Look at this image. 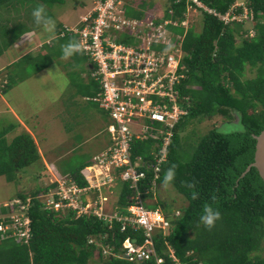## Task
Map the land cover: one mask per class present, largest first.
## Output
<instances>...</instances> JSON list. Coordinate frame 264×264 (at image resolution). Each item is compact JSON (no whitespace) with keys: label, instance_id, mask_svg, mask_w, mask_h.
<instances>
[{"label":"trees","instance_id":"obj_1","mask_svg":"<svg viewBox=\"0 0 264 264\" xmlns=\"http://www.w3.org/2000/svg\"><path fill=\"white\" fill-rule=\"evenodd\" d=\"M6 1L0 0V5ZM39 1L51 5L64 0ZM166 1L175 11L173 17L182 19L187 0ZM200 1L220 13L228 9L236 15L243 13V6L232 7L236 0ZM244 2L252 12V20H234L224 24L219 17L201 10V29L196 31L190 24L182 41L187 76L178 86L181 97L189 96L188 100H183L184 106L188 104L187 113L173 128L167 158L158 170L156 191L164 186L168 168L175 165L176 177L171 185L185 197L187 204L178 217L171 218L167 235L156 233L154 236L156 250L165 258L164 264H172L165 251V241L183 264H264V256L259 255L264 238V181L254 167L241 176L253 161V136L264 128V0ZM151 5L143 3L141 6L150 8ZM139 14L135 12L134 15ZM244 22L249 28H243ZM248 29H252V37L245 34ZM174 30L182 32L183 28L174 27ZM59 39L76 42L75 36ZM52 55V51L34 57L26 55L16 63L28 58L36 63L32 72L36 73L51 64ZM246 68L254 69V76L245 77ZM28 74L20 78H26ZM15 77L7 76L0 94L13 85ZM86 78L91 87L78 84V90L92 97L99 90L98 82L89 76ZM89 101L98 105L93 100ZM214 115L237 119L239 127L230 131L210 129L195 146L192 145L194 149L190 157L182 159L180 133L194 119ZM15 125L11 122L0 125V176L7 181L16 179L24 167L41 161L37 144L29 132L21 131L8 140L7 134ZM138 141L132 143V156L142 155L149 159L150 151L157 149L155 140ZM92 156L73 164L68 170L62 169L63 175L81 186L86 185L85 167L91 163ZM152 174V171H147L146 180H150ZM54 186L55 183L46 181L31 193L16 194L15 197L24 201L30 196L31 236L28 243L11 237L0 239V264H88L94 257H97V264H155L153 260L136 263L120 256L105 255L100 246L88 243L89 237H93L119 253L125 238L141 242L143 233L130 227L121 230V223L116 219L112 220L109 228L106 221L93 215L75 216L74 211H69L65 216H59V212L44 208L39 197ZM139 186L145 187L146 184ZM113 192L117 198L111 199V203L125 213L132 189L127 183H118ZM194 193L198 195L197 199H193ZM206 204H211L221 213V219L211 230L200 222ZM162 209L165 214H170V209L164 206ZM4 211L5 208L0 206V213Z\"/></svg>","mask_w":264,"mask_h":264},{"label":"built area","instance_id":"obj_2","mask_svg":"<svg viewBox=\"0 0 264 264\" xmlns=\"http://www.w3.org/2000/svg\"><path fill=\"white\" fill-rule=\"evenodd\" d=\"M157 1L164 5L156 14L152 8ZM143 3H151L152 8H143ZM239 5L243 6V13L236 15L232 9L220 13L200 0H187L181 19L173 17L175 11L166 0H92L91 8L77 25L62 26L58 36H75L89 61L86 75L98 82L99 90L87 99L95 101L109 118L108 142L85 167L86 185L81 186L67 175L59 174L51 181L55 186L39 197L44 208L59 212L61 217L74 211L75 216L93 215L103 219L109 228L116 219L121 223V230L130 227L142 231L141 242L127 237L119 253L89 237L88 243L100 246L103 254L136 263L149 260L155 264L165 263L164 256L156 250L154 236L156 233L167 235L171 217L155 205L156 179L161 163L167 158L173 128L187 113L188 104L184 106L183 100H188L189 96L181 97L179 86L187 76L182 41L190 26L188 14L190 9H200L219 17L224 24L252 20V12L243 0L236 1L232 7ZM129 11L140 14L131 16ZM174 27L183 30L176 32ZM247 35L253 36L252 29ZM6 82V78H0V87ZM149 138L155 140L157 147L150 151V158L132 156L133 141ZM147 171L153 173L150 180H146ZM94 172L104 177L96 179ZM106 178L109 183L114 182V186L127 183L132 189L125 213L112 203L110 209L107 207ZM141 184L146 186L140 187ZM29 202L30 196L26 201L13 197L1 204L5 211L0 213V239L11 237L28 243L31 236ZM165 246L172 264H183L167 241Z\"/></svg>","mask_w":264,"mask_h":264},{"label":"rangeland","instance_id":"obj_3","mask_svg":"<svg viewBox=\"0 0 264 264\" xmlns=\"http://www.w3.org/2000/svg\"><path fill=\"white\" fill-rule=\"evenodd\" d=\"M236 1L241 3L242 0ZM5 4L6 3L0 6V23H2L0 24V35L1 33L4 34L3 38L11 41L15 37L21 36L23 31H25L24 29L27 30L33 28V31L38 27L43 28L42 25L38 26L34 22V19H26L27 17L23 14L26 12L28 15H31L33 9H35L33 8L34 5L35 7L43 5L46 14H48L47 16L55 21V23L59 24L61 22L73 26L77 25L81 16L91 8L92 0H64L63 3H53L51 4L52 6L43 4L40 1L35 2L26 0L22 3L23 5H21V8L19 9L18 6H20V4L17 3V0L11 2L7 8L4 7ZM163 5V2L157 1L154 7H150L149 9H154L157 14L159 13V10L163 8ZM19 11L21 12L20 16ZM128 15L134 16V13L129 11ZM188 16L189 24H191L196 31H199L202 24L201 10L190 9ZM18 19L21 21L17 22V24H21V26L16 29L8 30L6 25H13ZM3 24H5V26ZM248 26V23L244 22L243 28H249ZM27 31V33L32 32L30 30ZM15 33H17L16 36L14 35ZM53 33L54 30L48 32V35H51L50 38L52 43L49 47L46 44V48L47 51H52L53 55L52 63L47 66L46 69L32 73L35 69L36 63L25 58L10 68L9 75H7L6 69L3 68V70H0L1 79L7 78V76L10 75L13 77L16 76L15 82L5 93H3L2 98H5V100L14 107L17 114L29 125L36 123L35 118L39 120L38 127L47 124L46 130L48 131V138L46 141L44 142L41 137L36 139L39 152L46 156V159L52 161L51 158L47 157L48 146H52L56 142L59 144V147H66V149H69V144L70 147L76 145L72 147V150L65 158L60 160V164L59 160L54 163L59 168H56L51 162L44 161V163L43 161H39V163L37 162L29 167L21 169L16 179L13 181H7L4 176H0V206L3 202H7L12 197H15L18 192L31 193L36 188L43 186L46 183V178L54 180L59 174L63 175V173H60L59 171L68 170L73 164H76L83 159L88 160V158L97 153V151L108 142V133L106 130L107 123L109 122L108 116L103 113L97 105L86 99L88 95L85 92H78V84H80L82 80L81 76L84 77L87 68L85 66H83L84 69L81 67L75 68L67 64L68 74L64 73L63 64L58 62V60L61 58L60 56L62 52L60 53V50L62 49V46L69 43V41L59 39ZM237 40V42L240 41L239 38H237ZM6 43L7 40L3 42L0 41V46L2 47ZM6 58L7 57L0 55V67L6 62ZM79 58L81 61L76 59L74 60V64L89 63L88 59L83 56H80ZM68 63H70V61ZM80 70H83L84 73ZM25 74H28L26 78H20ZM254 74V69L246 68L244 76L252 77ZM2 105L3 102L0 101V125L11 122L16 124V128L17 123L13 119L9 109L6 107L2 108ZM49 113H52V115L55 116L54 121H57L54 129L52 128L53 125L49 123L53 121L50 119L51 115H49ZM237 122V119H226L221 115H214L210 118L203 117L200 120L194 119L180 133L182 144L180 147L181 158L187 160L190 157L196 142L210 129L219 128L222 131H230L239 127ZM16 130L17 129L13 132ZM12 131L7 135L8 140L14 137ZM41 133L43 134L45 132L41 131ZM51 153L55 154L50 150V156H52ZM46 165L55 167L57 170L52 174L47 171ZM103 177L104 175L100 173V175L97 174L95 178L100 179ZM106 182L107 185H105L104 188L107 190L109 189L108 197L110 203L107 202V207L110 209V200H115L117 198V195L113 192L117 185L114 186V182L112 181L109 183L107 178ZM157 196L158 204L161 209L163 206L170 209V214L178 210L181 211L187 204L185 197L178 193L171 184L167 187L161 186L159 192H157ZM175 214H177V212ZM96 242L100 245L97 240ZM259 255L264 256V238L261 242ZM96 258L97 257L90 259L88 264H97Z\"/></svg>","mask_w":264,"mask_h":264},{"label":"crops","instance_id":"obj_4","mask_svg":"<svg viewBox=\"0 0 264 264\" xmlns=\"http://www.w3.org/2000/svg\"><path fill=\"white\" fill-rule=\"evenodd\" d=\"M10 0H8V1H6V2H4V3H6L5 5H4V7L5 8H7L8 6H9V4L11 3V2H13V1H10ZM26 0H17V3L18 4H20V6H18V9L19 8H21V5H23L22 3L23 2H25ZM31 1H35V2H39V0H31ZM9 2V3H8ZM41 2V1H40ZM4 3H2V4H4ZM42 3V2H41ZM1 4V5H2ZM44 4V3H43ZM0 5V6H1ZM52 6V5H51ZM33 8H36L35 7V5L33 6ZM16 11H18L17 9H15ZM21 12L19 11V16L21 15L20 14ZM24 14V16H26L27 18L26 19H34L33 18V16H32V14L31 15H28L26 12H24L23 13ZM85 14V13H84ZM83 14V15H84ZM46 15H48V14H46ZM19 21H21L20 19H18L17 21H15L14 23H13V25H6V27L8 28V30H11V29H16V28H18V27H20L21 26V24H17V22H19ZM55 22V21H54ZM0 24H2V23H0ZM24 24H26V23H24ZM4 26H5V24H3ZM63 25H66V24H63V23H59V24H57V23H55V28H54V33L53 34H55V35H57V32L62 28V26ZM25 26V25H24ZM28 26H31V25H28ZM68 26H72V25H68ZM39 28V27H38ZM36 28L35 30H33L32 31V29L33 28H31V29H27V30H30V31H32V32H30V33H27L28 31L26 30V29H24L25 31H23V34L21 35V36H17L16 38H14V39H12L11 41L10 40H8V39H6V38H3L4 37V34H2L1 33V35H0V41L1 42H3V41H5V40H7V43L4 45V46H2L1 47V49H2V53L0 54L1 56H4V57H7L6 59V62L0 67V70L2 69L3 70V68L4 69H6V71H7V74L9 73V71H10V68L14 65V64H16V62H18L19 60H20V58H22V57H24V56H26V55H29L30 57H34V56H36L37 54H40V55H44V54H46V52H47V48L46 47H44V46H46V44H47V46L49 47V46H51V43H52V40H51V38H50V36L48 35V32L49 31H46L44 28ZM38 29V30H37ZM52 32V31H51ZM59 37V36H58ZM57 37V38H58ZM59 38H61V37H59ZM22 49V50H21ZM56 52V51H55ZM62 52V49L60 50V53ZM80 56H83L84 58H85V56L83 55V54H81V53H76V54H74L72 57H70V58H68V59H64L63 58V54L61 53V58L58 60V62H60L61 64H63V71H64V73L65 74H68V71H67V64L68 65H70V66H73V67H77V68H79V67H81L82 69H84L83 68V66H85L86 68H87V66H88V64H78V65H76V64H74L75 62H74V60H76V59H79L80 60ZM70 61V63H68ZM81 61V60H80ZM51 63H52V57H51ZM65 65V66H64ZM81 65V66H80ZM49 66V65H48ZM47 67H45L44 69H46ZM44 69H42V70H44ZM42 70H40V71H42ZM40 71H38V72H40ZM80 71H82V73H84V71L83 70H80ZM82 77V80H81V82H80V84L81 85H84V86H88V88L89 87H91L90 85H89V83H88V79L86 78V72L84 73V77L83 76H81ZM72 81V80H71ZM73 82V81H72ZM78 88H79V85H78ZM93 88V87H92ZM78 92H80L79 90H78ZM2 95L3 94H0V101H2L3 102V105H2V108H8L9 109V111H10V113H11V115H12V117H13V119L15 120V122L17 123V127L15 128V129H17L15 132H13L14 133V136L15 135H17V134H19L21 131H27V132H29L30 134H31V136L34 138V140H35V142H36V144H38L37 143V138H39V137H41L43 140H44V142L46 141V139L48 138V131L46 130V127H47V124H45V125H42V126H39L38 127V122H39V120L37 119V118H35L36 119V123L35 124H33V125H29L27 122H25L18 114H17V112H16V110L14 109V107L8 102V101H6L5 100V98H2ZM75 97H76V95H75ZM89 97V96H88ZM88 97H86V99L88 98ZM87 100H89V99H87ZM97 107L99 108V109H101L98 105H97ZM53 114H55V113H53ZM49 115H51L50 116V119H52L53 121H51V122H49L51 125H53V129L56 127L55 125H56V122L57 121H54V118H55V116H53L52 115V113H49ZM10 123V122H9ZM43 127H45V128H43ZM42 128V129H41ZM41 131H44L45 133H41ZM11 132V131H10ZM9 134V133H8ZM7 134V135H8ZM46 144V143H45ZM76 145V144H75ZM75 145H73V146H75ZM72 146V147H73ZM38 147V146H37ZM49 148H48V151H47V157L48 158H51L52 159V161L50 160V159H46V156H44L42 153H40V155H41V161H45V162H51V163H55L57 160H59V164H60V160H62L63 158H65L67 155H68V153L72 150V147H70V144L68 145V147H69V149H66V147H64V148H62V147H59V144L56 142V143H54V145H52V146H48ZM101 148H103V147H101ZM100 148V149H101ZM75 149V148H74ZM73 149V150H74ZM99 149V150H100ZM38 150H39V148H38ZM50 150H52V152L53 153H55V154H52V156H50V154H49V151ZM99 150L97 151V153L99 152ZM96 154V153H95ZM55 155V156H54ZM94 155V154H93ZM53 158H54V160H53ZM40 161V162H41ZM44 162V163H45ZM55 165V164H54ZM56 166V168L58 167L57 165H55ZM46 168H47V171H49L50 173H52V174H54L53 172L54 171H56L57 169L55 168V167H50V166H48V165H46ZM59 168V167H58ZM60 173H63L62 171H59ZM48 173V172H47ZM47 179V178H46ZM45 179V181H52V180H49V179H47L46 180ZM20 191V190H19Z\"/></svg>","mask_w":264,"mask_h":264},{"label":"clouds","instance_id":"obj_5","mask_svg":"<svg viewBox=\"0 0 264 264\" xmlns=\"http://www.w3.org/2000/svg\"><path fill=\"white\" fill-rule=\"evenodd\" d=\"M32 16L34 18V22L38 26H41L42 25L43 28L46 31H49V32H51V31L54 30V28H55V22L50 17H48L46 15L45 8H44L43 5L38 6L35 9H33ZM60 30L57 32V35L56 36H58ZM249 30L250 29H248L245 34H248ZM247 36L252 37L250 35H247ZM83 51H84L83 46L80 43L74 42V41H70L66 45H63L62 46V54H63V58L64 59H68V58L72 57L76 53H81L82 54ZM87 70H88V66H87ZM86 73H87V71H86ZM6 80H7V78H6ZM175 177H176L175 165H173V166L169 167L168 170L166 171L165 176H164V180H163V185L165 187H167L168 185H170L174 181ZM155 198L157 200V202L155 203V205L159 206V204H158L157 191H156V194H155ZM197 198H198V195L196 193H194L193 194V199H197ZM213 199L215 200V197H213ZM160 209H161V207H160ZM176 212H178V215L175 214ZM176 212H173L172 214H166V215H168L171 218L172 217H178L180 215L181 211L178 210ZM163 213H164V211H163ZM219 219H221V213H220V211L218 209L214 208L211 204H206L204 206L203 214L200 217V222L206 228H208L209 230H211L213 227H215L216 221H218ZM170 227H171V225H170ZM121 246H122V244H121Z\"/></svg>","mask_w":264,"mask_h":264},{"label":"water","instance_id":"obj_6","mask_svg":"<svg viewBox=\"0 0 264 264\" xmlns=\"http://www.w3.org/2000/svg\"><path fill=\"white\" fill-rule=\"evenodd\" d=\"M253 137L255 139L253 161L246 166L245 170L241 173V176H243L251 167H254L260 178L264 181V128Z\"/></svg>","mask_w":264,"mask_h":264},{"label":"bare ground","instance_id":"obj_7","mask_svg":"<svg viewBox=\"0 0 264 264\" xmlns=\"http://www.w3.org/2000/svg\"><path fill=\"white\" fill-rule=\"evenodd\" d=\"M137 141H138V140H137ZM138 142H139V141H138ZM138 142H137V143H138ZM131 154H132V153H131Z\"/></svg>","mask_w":264,"mask_h":264}]
</instances>
